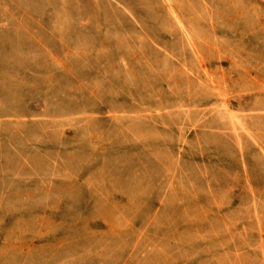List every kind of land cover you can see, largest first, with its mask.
I'll use <instances>...</instances> for the list:
<instances>
[{
	"label": "rangeland",
	"instance_id": "1",
	"mask_svg": "<svg viewBox=\"0 0 264 264\" xmlns=\"http://www.w3.org/2000/svg\"><path fill=\"white\" fill-rule=\"evenodd\" d=\"M0 264H264V0H0Z\"/></svg>",
	"mask_w": 264,
	"mask_h": 264
}]
</instances>
